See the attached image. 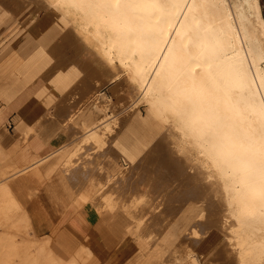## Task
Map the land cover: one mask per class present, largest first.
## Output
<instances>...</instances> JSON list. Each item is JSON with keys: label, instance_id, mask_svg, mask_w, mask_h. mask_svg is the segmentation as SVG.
<instances>
[{"label": "bare ground", "instance_id": "obj_1", "mask_svg": "<svg viewBox=\"0 0 264 264\" xmlns=\"http://www.w3.org/2000/svg\"><path fill=\"white\" fill-rule=\"evenodd\" d=\"M33 1L44 11L21 18L14 37L0 34L9 61V48H37L15 67L0 63V124L11 110L43 106L21 142L39 136L63 145L21 167L0 144V166L20 175L47 167L51 186L69 192L79 212L118 213L114 231L133 237L136 264H207L199 255L210 248L199 245L209 235L211 246L219 236L222 264H264L260 0ZM52 43L81 47L84 56L60 61L61 52L44 50ZM111 83L113 93L123 86L125 99L103 92ZM53 118L62 133L48 129ZM150 151L163 170L185 177L189 191L171 194L167 176L146 172ZM14 194L10 180L0 184V264H79L88 247L70 259L53 253L51 236L29 234ZM122 210L133 219L125 232ZM178 212L194 222L189 229L179 228Z\"/></svg>", "mask_w": 264, "mask_h": 264}, {"label": "crops", "instance_id": "obj_2", "mask_svg": "<svg viewBox=\"0 0 264 264\" xmlns=\"http://www.w3.org/2000/svg\"><path fill=\"white\" fill-rule=\"evenodd\" d=\"M66 47L67 45L61 47L57 43H52L43 49L50 55H57L61 52L62 55L59 57V60L64 61L63 55H67ZM33 49L37 50V48H9L8 51L13 52L10 61L8 55H0V63L3 62L6 65L15 67L26 58L25 53L27 50ZM17 77H13L12 80ZM47 111L44 110L43 106L39 107V105L26 112L14 109L6 114L5 121L0 124V144L4 146L17 165L21 167L27 166L35 162L38 156H46L63 145V139L61 138L51 140L47 144L39 136L32 137L26 143L21 142V137L24 135V132L30 130L32 125L38 126L37 120L45 115ZM35 118L37 120L32 122ZM47 125L48 129L63 132V129L60 128L64 127L59 125L56 118L51 119ZM47 172V167L37 169H32L31 167L25 171V175L23 173L15 177L14 183L12 184L17 194L22 196V205L25 208L24 211L29 218L30 225L34 227L36 232L41 234V237H50L51 233L58 228L72 232L79 237H86L88 235L93 237L94 232L98 230V225L104 224V222H106L110 232L117 235L114 231L117 221V218L114 217H117L116 214L105 213L103 215H95L86 212V210L79 212L76 206H74V203L67 197L69 192H64L63 188L56 189L51 186V180L55 177ZM56 182L58 181L56 180ZM99 216L100 219H97ZM127 238L130 241V236ZM57 239L61 240V237ZM83 245H86L88 251L93 254L89 244ZM130 247L134 248L132 243L127 248V260L130 264H136V259L130 254Z\"/></svg>", "mask_w": 264, "mask_h": 264}, {"label": "rangeland", "instance_id": "obj_3", "mask_svg": "<svg viewBox=\"0 0 264 264\" xmlns=\"http://www.w3.org/2000/svg\"><path fill=\"white\" fill-rule=\"evenodd\" d=\"M2 1H4V3ZM260 2L262 5V11H263V15H264V0H260ZM37 5H38V3H36V1H33V0H31V1L30 0H28V1H26V0H0V14H1V16H0V29H1L0 34L4 33L6 37H9V36L14 37L17 34L16 29L18 27H20L19 25H20V22L22 19H27L28 17H30V14L32 11L37 12L39 9V11L37 12L38 14L41 13L42 11H44L43 8H38ZM10 24H11V26H8ZM80 48L81 47H75V46L68 43V45L66 47V50L68 51V53L66 52V54H68V56H76V55L82 56L83 55L82 54L83 49L81 50ZM4 74L5 73L3 72L2 75L0 76V85H4L3 83L6 80ZM94 79L95 78H93V81H94ZM114 84H116V83H111V84H109V86H105L103 88V92H106L107 95L113 100V102H116L119 99H123V98L125 99L126 98V92L123 90V86H121V85L118 86V88H119L118 91L114 92V93L111 92V89L109 90V88L113 87ZM111 85H113V86H111ZM76 95L77 94H73L71 97L73 100L75 99V101L78 100L80 95H81L80 98L82 97L83 91L81 94L78 93L77 98H76ZM69 98H67V102L69 101ZM72 108H73V106H72ZM139 109H140L141 113L144 115L145 114V107L143 105H141L139 107ZM70 110H71V108H70ZM51 124H53V123H51ZM147 154L148 155H146L145 160L141 162L143 164H146L144 167H148V169H146V172L148 170V172L150 174L154 175V177L155 176L159 177V175H161V177H162V175L165 177L167 176L165 179H167L171 183L173 182L172 183L173 187L171 189L173 191L171 192V194L173 193V194L178 195L179 193L181 194L182 192L186 193L187 191H189L188 189L191 187L188 185V183L184 184L185 177L183 175H181L179 173L176 174V171H166V170L162 169L160 161H159L160 160V154L157 153V151H153V153L150 151V153H147ZM11 167H9L10 168L9 169V168H7V165L0 166V184L2 182L5 183V182L10 180V184L13 187L15 197H17L20 200V202L22 203V196L17 194L16 189L12 185L14 183V180H15L14 178L19 176L20 173L17 174L15 172V170H12ZM7 169H9V170H7ZM140 169H142V168H140ZM158 169H160V170H158ZM25 174L26 173H24V175ZM171 174H172V176H170ZM168 177H170V178H168ZM186 186H188V187H186ZM139 188L142 190H146L147 186L142 183L139 185ZM181 190H183V191H181ZM191 202H188L187 206L195 204L194 202H192V204H191ZM24 209L25 208L23 206V210H22L23 212H25ZM119 213L121 215V219L123 220L122 229L125 232V230L128 229L127 226H129L130 224L133 223V219L130 217V215L125 210L119 211ZM183 213L187 214L189 212L184 211ZM115 214L118 216V213H115ZM184 214L180 215V213L178 212L177 217H176V220L179 223V228H181L182 230L189 229L191 224L194 223L192 220L187 219L189 215L184 217ZM114 217L117 218L116 216H114ZM97 219H100V216ZM22 231L26 232V228H24ZM96 231L97 232H94L93 237H90L91 235H88L86 237H79L72 232H68L67 230H62L61 228L56 229L55 231H53L51 233V237H52L51 240L52 241L50 242V244L52 245V249H53V247L56 248V250H53V253H55V254L60 253L61 255H63V257L65 259H70V258H73L79 252V248H81V246H83V244H89L93 254L91 252H89L88 250L83 251L80 254L81 256L78 258L79 264H130L129 261L127 260V248L129 246V244L133 242L132 236H130L131 240L129 241V240H127L128 236L125 237V236L115 235L114 233L110 232L106 222H104V224H101V225L99 224L98 230H96ZM28 232H29V234L32 233L34 235L36 234L37 236H41V234L36 232L34 230V227L31 225L28 228ZM187 234H189V233H187ZM215 236L217 237L216 245L211 246L212 242H210L214 238V235L213 236L211 235V237L209 235L208 237H210V238H208L206 236L204 238V240L201 242L203 244L199 245V247H201L202 251H203V249L210 248V251L208 253H206V252L204 253V252L199 251L200 252V255H199L200 259H202L204 261V263L222 264L221 261L218 260V258L220 256H219V251H218L217 246H218V243L220 240L218 241V239H219L218 235H215ZM59 237H61V240L57 239ZM189 237H191V236H189ZM17 239L20 241L21 236H18ZM27 240L30 241L28 234H27ZM191 241L193 243L197 242V240H195L194 238L191 239Z\"/></svg>", "mask_w": 264, "mask_h": 264}]
</instances>
